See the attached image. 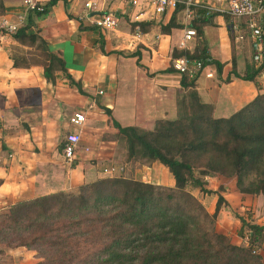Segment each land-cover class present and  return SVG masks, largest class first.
Returning a JSON list of instances; mask_svg holds the SVG:
<instances>
[{"label":"crops","instance_id":"crops-1","mask_svg":"<svg viewBox=\"0 0 264 264\" xmlns=\"http://www.w3.org/2000/svg\"><path fill=\"white\" fill-rule=\"evenodd\" d=\"M0 1V21L15 22L17 15L25 13L23 0ZM40 1L46 6L50 0ZM86 3L93 4L91 11L85 9ZM107 13L118 20L114 31H101L92 25V18ZM138 14L125 0H58L43 18L34 20L36 30L29 32L37 31L49 50L65 62L83 95L63 77L52 85L40 66L14 68L11 55L19 45L12 36L0 34V212L19 201L108 178L111 169L122 171V164L114 157L118 131L113 121L121 127L151 130L157 120L175 119L182 75L173 70L172 62L185 52L177 48L185 29H195L194 23L202 21L186 19L182 8L165 16L149 13L136 19ZM173 15L176 27L163 33L161 27L167 26ZM234 23L227 17L213 16L201 23V33L188 45L187 52L192 54L203 42L211 62L223 65L220 75L215 64L204 67L195 81L198 96L213 106L215 118L231 116L264 92V75L257 79L259 87L233 77L229 83L223 82L232 63L242 74L246 61H251L249 42L232 32ZM24 50L29 60L32 50ZM207 74L212 77L207 78ZM98 91L103 94L98 95ZM76 112L85 115L80 128L69 124ZM70 132H78L81 141L75 158L66 162L60 144ZM146 169L149 172L142 181L156 185H160L156 172H168L158 162ZM150 176L153 180L149 181ZM167 177L165 186H173L172 178ZM234 185L224 186L227 195L222 196L232 207L242 199ZM245 240L238 244L246 245Z\"/></svg>","mask_w":264,"mask_h":264},{"label":"trees","instance_id":"trees-1","mask_svg":"<svg viewBox=\"0 0 264 264\" xmlns=\"http://www.w3.org/2000/svg\"><path fill=\"white\" fill-rule=\"evenodd\" d=\"M57 1L50 0L43 14L27 16L26 24L12 36L19 46L13 48L11 60L14 68L42 67L52 85L63 77L83 95L65 62L37 31L29 32L36 30L34 20L43 18ZM174 19L175 15L161 27L163 33L176 27ZM207 19L194 23L198 36ZM240 24L246 39V26ZM22 47L32 50L29 60ZM175 57L199 60L204 67L213 63L218 75L223 69L211 62L203 42L194 53ZM261 75L264 60L257 66L247 60L242 74L232 63L223 82L233 77L259 87ZM195 81L182 75L175 119L157 120L151 130L121 127L113 121L118 131L114 140L123 145L125 161L147 166L158 162L167 169L173 186L115 176L16 202L0 212V255L5 249L24 248L35 252L40 260L36 264H264L260 254L264 225L238 217V236L246 237L247 244L234 245L215 228L224 198L217 196L214 213L209 214L186 189L212 194L205 188L206 178L218 176L235 179L239 194L264 196V92L231 116L215 118L213 106L198 96Z\"/></svg>","mask_w":264,"mask_h":264},{"label":"built area","instance_id":"built-area-1","mask_svg":"<svg viewBox=\"0 0 264 264\" xmlns=\"http://www.w3.org/2000/svg\"><path fill=\"white\" fill-rule=\"evenodd\" d=\"M132 9H137L139 14L136 19L142 15L151 14L152 16H165L167 13L176 12L183 9L185 18L192 21L202 19V17L211 18L213 16H224L234 23L231 26L239 40H244L242 25L244 22L251 49V60L257 66L264 60V0H125ZM25 13L19 14L15 22H10L4 18L0 21V34L2 36H13L27 21L29 14H43L45 6L40 0H23ZM92 3H86L85 9L91 11ZM203 10L205 13H200ZM92 25L101 31L110 32L118 27V20L113 14H99L92 18ZM245 31V32H246ZM197 33L192 26L185 29L182 39L177 48L182 51H188L189 43L196 40ZM172 68L181 75H186L189 79L197 78L203 71L204 66L201 61L190 59L188 57H179L173 60ZM211 78L212 74H207ZM98 91V95H102ZM85 122V115L81 112L74 113L69 118L71 126L80 128ZM1 129V125H0ZM81 136L78 132L67 133L63 140L62 155L66 162H71L75 158ZM114 172L113 169L110 173Z\"/></svg>","mask_w":264,"mask_h":264},{"label":"rangeland","instance_id":"rangeland-1","mask_svg":"<svg viewBox=\"0 0 264 264\" xmlns=\"http://www.w3.org/2000/svg\"><path fill=\"white\" fill-rule=\"evenodd\" d=\"M240 63H242V60L240 61ZM125 154L126 152L125 149L123 148V145H118L116 150V155H114V157L116 156L115 161H119V163L122 164L123 169L122 171H120L118 168L116 172H112L111 175L110 174L107 175L108 176L110 175V177L123 176L125 178L142 181V179L146 177V175H148L149 172L146 168L150 167L151 165L147 166L143 164V162L127 163L125 161L126 158ZM108 169L110 170L111 168L109 167ZM153 173L154 172L152 171V174ZM156 174L160 176L159 177L160 185L165 186L168 183L167 174L169 178H171L170 174L166 171L165 173L156 172ZM206 179L207 180L205 182V188L211 191L212 194L206 195L189 186L186 189L203 205L204 209L209 214H213L217 202V196L227 195L226 190L225 189L223 190V188L224 186L226 187L228 184H235V179L222 178L218 176L208 177ZM150 180H153V176H150L149 181ZM213 192H215L216 194ZM240 196H241L240 198H242L241 202L237 201L236 205H233V207L231 205H228L227 202L226 204H223L219 213L217 214V218L215 221L216 230L221 234H226L229 240L231 241V243L234 245L240 243L241 239H246L245 242H247L246 237L241 238L238 236V230L240 227V222L238 220V217H243L246 220L250 219L249 221H251L254 224L257 223L259 225H264V196L263 195L251 196V195H243V194H240ZM225 197L228 198L231 196L228 197L225 196ZM237 222L239 223V225L236 228ZM261 248L262 250L260 254L263 258V263H264V241ZM27 251H22V253L20 252L18 253V251L15 250H12V252H10V250L5 249L3 253L0 255V264H36L40 262L39 259L34 257L35 252L28 253Z\"/></svg>","mask_w":264,"mask_h":264}]
</instances>
